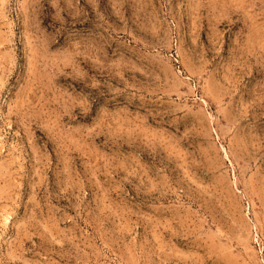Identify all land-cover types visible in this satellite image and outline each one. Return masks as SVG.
<instances>
[{"label": "rangeland", "instance_id": "obj_1", "mask_svg": "<svg viewBox=\"0 0 264 264\" xmlns=\"http://www.w3.org/2000/svg\"><path fill=\"white\" fill-rule=\"evenodd\" d=\"M0 264H264V0H0Z\"/></svg>", "mask_w": 264, "mask_h": 264}]
</instances>
